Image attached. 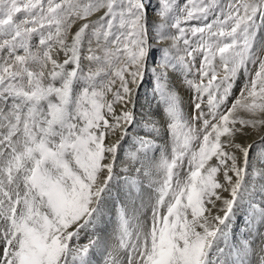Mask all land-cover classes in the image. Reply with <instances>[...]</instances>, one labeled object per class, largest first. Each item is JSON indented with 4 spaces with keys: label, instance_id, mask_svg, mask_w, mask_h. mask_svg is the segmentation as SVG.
Masks as SVG:
<instances>
[{
    "label": "snow or ice",
    "instance_id": "1",
    "mask_svg": "<svg viewBox=\"0 0 264 264\" xmlns=\"http://www.w3.org/2000/svg\"><path fill=\"white\" fill-rule=\"evenodd\" d=\"M246 128L264 0H0V264H264Z\"/></svg>",
    "mask_w": 264,
    "mask_h": 264
},
{
    "label": "bare ground",
    "instance_id": "2",
    "mask_svg": "<svg viewBox=\"0 0 264 264\" xmlns=\"http://www.w3.org/2000/svg\"><path fill=\"white\" fill-rule=\"evenodd\" d=\"M154 2H155V0H154ZM227 2H228V0H223V5H227L228 4ZM229 2H230V0H229ZM245 78L246 77L243 78V82H244ZM177 83H178V85H180L179 86V92H180V95L185 102V112H191L192 111V108H191V97L192 96H191L190 90H188L186 87H184L182 84H180L179 79H177ZM145 89L146 88L141 89V103L147 104L148 101L152 99V94L148 93L147 90H145ZM153 106H154V103H153ZM245 131L248 133L247 136L242 138V142H245V143H252L253 141H256L257 139H260L261 136H264V129H261L260 131H254L251 128H246ZM135 132H136V129H132L130 132V135L134 134ZM130 143H131V141H129V144ZM129 144H126L125 147L127 148L129 146ZM84 242H86V241H84Z\"/></svg>",
    "mask_w": 264,
    "mask_h": 264
},
{
    "label": "rangeland",
    "instance_id": "3",
    "mask_svg": "<svg viewBox=\"0 0 264 264\" xmlns=\"http://www.w3.org/2000/svg\"><path fill=\"white\" fill-rule=\"evenodd\" d=\"M175 3L178 5V6H181V7H183V5L186 3V0H175ZM220 3L223 5V0H220ZM227 3H229V0H228V2ZM210 19H211V17H210ZM245 76H241L240 78L242 79H238V81L234 84V86H233V88H232V94H231V97L229 98L231 101L232 100H234L238 95H239V93H240V89H241V87H242V85H243V78H244ZM189 79H193V77L192 76H189L188 77ZM177 79H179V80H181V78L180 77H178ZM147 86V87H146ZM144 88H146L145 90H147V92L148 93H150V94H152V90H151V87L149 86V85H145L144 86ZM190 93H191V96H193L194 95V93L192 92V91H190ZM233 95V96H232ZM232 98V99H231ZM206 99H207V97L205 96V101H206ZM229 100V106H230V104H231V101ZM205 111H207V108L205 107ZM259 140L260 139H257L256 141L257 142H259ZM259 147H260V144L259 143H257V150L259 149Z\"/></svg>",
    "mask_w": 264,
    "mask_h": 264
}]
</instances>
